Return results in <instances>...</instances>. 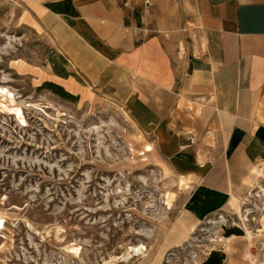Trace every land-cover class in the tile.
I'll return each instance as SVG.
<instances>
[{
    "label": "rangeland",
    "instance_id": "rangeland-1",
    "mask_svg": "<svg viewBox=\"0 0 264 264\" xmlns=\"http://www.w3.org/2000/svg\"><path fill=\"white\" fill-rule=\"evenodd\" d=\"M146 145L26 0H0V264H264V164L225 209L176 233L188 196Z\"/></svg>",
    "mask_w": 264,
    "mask_h": 264
},
{
    "label": "crops",
    "instance_id": "crops-1",
    "mask_svg": "<svg viewBox=\"0 0 264 264\" xmlns=\"http://www.w3.org/2000/svg\"><path fill=\"white\" fill-rule=\"evenodd\" d=\"M61 55L128 106L188 196L182 233L264 164V0H26Z\"/></svg>",
    "mask_w": 264,
    "mask_h": 264
},
{
    "label": "bare ground",
    "instance_id": "bare-ground-1",
    "mask_svg": "<svg viewBox=\"0 0 264 264\" xmlns=\"http://www.w3.org/2000/svg\"><path fill=\"white\" fill-rule=\"evenodd\" d=\"M15 115H16V118L19 120V122L21 123V124H23L24 123V120H23V118L21 117V115H20V112H19V110H17L16 112H15ZM143 150H144V152H151L152 151V149H151V146L150 145H146L145 147H143ZM4 224H5V220H4V218H3V216L1 215V213H0V235H1V232L3 231V229H4ZM179 226H177L176 228H175V230H176V233H181L182 232V229H181V223H179L178 224ZM72 250V252L75 254H77V249H71ZM135 252H139L141 255H144V253H143V251H142V247H140V248H135V250H134Z\"/></svg>",
    "mask_w": 264,
    "mask_h": 264
},
{
    "label": "trees",
    "instance_id": "trees-1",
    "mask_svg": "<svg viewBox=\"0 0 264 264\" xmlns=\"http://www.w3.org/2000/svg\"><path fill=\"white\" fill-rule=\"evenodd\" d=\"M215 256L216 255H211L209 258H208V260H207V262H205L204 264H215ZM216 264H222V260H220V261H216Z\"/></svg>",
    "mask_w": 264,
    "mask_h": 264
}]
</instances>
